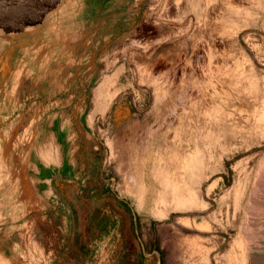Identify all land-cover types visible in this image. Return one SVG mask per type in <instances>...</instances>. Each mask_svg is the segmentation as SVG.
I'll return each instance as SVG.
<instances>
[{
	"label": "rangeland",
	"instance_id": "374dc122",
	"mask_svg": "<svg viewBox=\"0 0 264 264\" xmlns=\"http://www.w3.org/2000/svg\"><path fill=\"white\" fill-rule=\"evenodd\" d=\"M197 2L0 0V264H264V0Z\"/></svg>",
	"mask_w": 264,
	"mask_h": 264
},
{
	"label": "bare ground",
	"instance_id": "6f19581e",
	"mask_svg": "<svg viewBox=\"0 0 264 264\" xmlns=\"http://www.w3.org/2000/svg\"><path fill=\"white\" fill-rule=\"evenodd\" d=\"M198 2V4H196L202 11H204V13H203V18H204V22H206L204 25L206 26V27H208L212 32H216V33H218L219 35L221 34L219 31H220V27L221 26H224V28H225V26L227 25V21H230L231 19L233 20V19H235V15H234V11H239L240 13L242 12V13H244V9L242 8L243 7V4H246V2L244 3V1L245 0H197ZM245 7V6H244ZM243 9V10H242ZM17 11V10H16ZM4 14H5V19L7 20V22L6 23H4V25H6V27H11V28H14V27H17V26H20V25H16L18 22H20V24L22 23V22H28V21H35V17H30V16H27L26 14H16L15 12H7V11H5L4 12ZM224 14H226L227 16L226 17H224ZM38 15V14H37ZM233 15H234V17H233ZM239 15V14H238ZM230 16H232L231 18H230ZM39 17V16H38ZM37 17V18H38ZM37 20V19H36ZM203 20V19H202ZM227 22V23H226ZM145 25V24H144ZM202 26V25H201ZM10 28V29H11ZM142 29V28H141ZM226 30V29H225ZM136 31V30H135ZM206 31V30H205ZM224 33V32H223ZM226 33V32H225ZM228 33V32H227ZM201 34V33H200ZM213 34V33H212ZM217 35V34H216ZM222 36V35H221ZM212 37H213V35H212ZM12 38V37H11ZM197 38H199V36L197 37ZM211 38V37H210ZM233 38V37H232ZM9 40V37L8 38H4L2 35H1V33H0V63H2V64H4V62H6V56H5V54H4V50H3V47H4V45H5V43H7V40ZM215 39V38H214ZM219 39V38H218ZM220 40V39H219ZM200 41V40H199ZM230 44V43H229ZM200 49V48H199ZM171 58V57H170ZM1 64V65H2ZM0 68H1V66H0ZM5 68V67H4ZM3 70V69H2ZM212 70V69H211ZM214 71V70H213ZM218 71V70H217ZM216 71V72H217ZM2 73V72H1ZM210 73V72H209ZM215 74V73H214ZM206 75V74H205ZM217 75V74H216ZM212 77V76H211ZM10 79L11 78V76L10 75H7V79ZM213 78V77H212ZM215 78V77H214ZM8 81V80H7ZM208 81H211L212 83H217V85L218 84H220V83H218V81H219V79L217 78H215V80H213V79H211V78H209L208 79ZM211 84V83H210ZM221 91V90H220ZM218 126V125H217ZM214 127V126H213ZM221 128V127H220ZM233 128V127H232ZM261 175L263 176V179H262V182H260L259 184H258V189L259 190H264V171H262L261 172ZM257 180V179H256ZM256 180H254L253 181V183L255 182V183H257V181ZM255 185V184H254ZM257 189V190H258ZM257 193V192H256ZM260 195V194H259ZM260 198V197H259ZM252 201H254L253 200V197H252ZM261 201V200H260ZM263 203H264V201H262V204H260V203H258V201L256 200V208L253 210V212L254 211H256V209H260V205H263ZM251 205V204H250ZM262 207V206H261ZM250 209H253V207H250ZM258 211V213L260 214V211L259 210H257ZM262 213V212H261ZM263 214V213H262ZM247 215H248V213H247ZM254 217H256V219L258 220V218H261V217H258V216H255L254 215ZM258 217V218H257ZM251 218V217H250ZM252 219V218H251ZM254 219V218H253ZM260 221V220H259ZM251 225V224H250ZM258 225V224H257ZM260 225H261V223H260ZM243 227H244V225H243ZM257 228V227H256ZM258 228H260V226L258 227ZM257 230V229H256ZM253 231H255V230H252L251 232H253ZM264 231V230H263ZM254 234V233H253ZM264 234V233H263ZM247 237L248 238H250V239H252L253 237H251V235L250 234H248V232H247ZM250 235V236H249ZM253 236V235H252ZM249 239V240H250ZM258 239V238H257ZM263 239V238H262ZM254 241V240H253ZM248 242V241H247ZM249 242H251V240L249 241ZM235 243V242H234ZM234 243H232V244H234ZM233 246V245H232ZM257 246V245H256ZM248 249L249 250H252V248L253 247H255V242L253 243V242H251V246H249V244H248ZM258 248V247H257ZM257 248H256V250H257ZM259 250V249H258ZM255 251V250H254Z\"/></svg>",
	"mask_w": 264,
	"mask_h": 264
},
{
	"label": "crops",
	"instance_id": "0c3cea01",
	"mask_svg": "<svg viewBox=\"0 0 264 264\" xmlns=\"http://www.w3.org/2000/svg\"><path fill=\"white\" fill-rule=\"evenodd\" d=\"M133 173L135 174V181L137 182V184H138V186L140 187V181H139V176H140V174H139V172H138V170L136 169V168H134V170H133ZM26 192V191H25ZM140 195H142L143 196V192H142V190H140ZM141 196V197H142ZM142 200H143V202H145V203H148L147 202V200H146V198L143 196L142 197ZM14 242V241H13Z\"/></svg>",
	"mask_w": 264,
	"mask_h": 264
}]
</instances>
